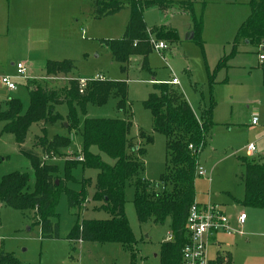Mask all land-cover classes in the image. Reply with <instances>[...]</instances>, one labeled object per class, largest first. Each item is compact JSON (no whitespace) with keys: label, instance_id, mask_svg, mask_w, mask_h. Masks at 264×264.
<instances>
[{"label":"rangeland","instance_id":"rangeland-1","mask_svg":"<svg viewBox=\"0 0 264 264\" xmlns=\"http://www.w3.org/2000/svg\"><path fill=\"white\" fill-rule=\"evenodd\" d=\"M123 1L127 8L120 14L97 21L93 20L90 0H0V104L5 109L9 99H19L23 112L29 107L26 80L17 78L16 65L19 63L27 68L26 78L56 91H65L70 79L80 83L81 80L89 82L104 76V79L126 82L133 113L130 137L146 145L141 177L160 190L159 183L166 167V138L154 133L151 144L140 141V131L152 132V116L143 101L153 92L154 83L177 79L179 84H170V87L189 103L198 119L212 102L215 104V126L199 158L206 176L196 177V200L222 204L228 215L237 216L244 212L249 222L246 232H240L242 236L220 235L219 240L226 244L234 237L249 238L251 244L243 242L239 249H232L234 257L250 264H264V209L243 204L245 168L240 160L247 155L246 151H236L241 145L244 147L256 140L255 131L251 128L253 117L258 118L259 128L264 125L263 70L259 63V55L264 53L240 40L238 51L233 54L237 31L249 17L251 0H171L193 2L194 16L202 25V46L189 38L191 33L194 34L190 13H181L177 7L166 15L159 9H148L144 15L147 28L166 24L176 31L177 41H162L167 45L162 53L152 49L146 67L142 56L131 57L124 71L101 43L123 36L130 17L129 3L134 0ZM80 27L87 31L85 39H82L83 29ZM151 38L154 39L153 36ZM224 59V64L219 65ZM64 60L75 63V69L69 75L46 77L44 66L47 61ZM2 77L14 80L16 90L9 91L2 85ZM56 111L66 119L68 106L59 105ZM86 118L124 119L125 116L117 110V99L111 98L106 105H89L84 115L79 114L77 132L65 128V122L47 125L44 133L49 139L59 135L68 138L70 144L63 151L65 155L50 160L42 158L47 163L57 164L58 176L70 190L80 193L84 189L85 202L71 209L66 194L62 192L55 207L60 239H43L40 227L32 225V214L27 217L22 212L1 206L0 249L12 255L14 264H161V248L172 238L171 220L167 219L163 224L139 223L134 204L135 191L130 183L126 185L125 215L137 242L135 256L119 243L74 244L69 239L79 218H109L94 200L96 169L83 168L79 164L71 171L73 180H66L64 161L81 156L82 127ZM4 125L5 122L1 121L0 155L4 160L0 163V182L11 173H27L30 177L29 191L32 192L35 178L31 161L19 152L15 137L3 132ZM41 129L38 124L31 126L24 144L26 148H32L36 136L44 135ZM92 152L98 153L95 148ZM101 157L109 164L114 163L104 154ZM256 160L264 162V157ZM207 255L210 259L215 258L213 244L208 247Z\"/></svg>","mask_w":264,"mask_h":264},{"label":"trees","instance_id":"trees-1","mask_svg":"<svg viewBox=\"0 0 264 264\" xmlns=\"http://www.w3.org/2000/svg\"><path fill=\"white\" fill-rule=\"evenodd\" d=\"M91 1L93 18L96 20L114 16L127 8V3L123 0ZM129 5L130 17L123 37L101 41L123 71L127 69L133 56H142L146 67L147 57L153 49L151 36L166 43L177 41V33L172 29L155 26L148 30L144 13L150 8L168 13L177 6L190 13L193 19V41L202 46L200 37L202 25L194 16L193 2L134 0ZM249 6L250 14L237 31L233 54L238 51L240 40H247L249 45L261 51L264 49V0H251ZM224 62L225 59L219 65H223ZM74 64L72 60L47 61L44 72L46 77L67 76L75 69ZM24 84L29 95L28 109L23 112V104L19 99H9L5 109L0 104V122H5L3 132L15 137L19 152L30 159L35 185L33 191H29L30 177L27 173L14 172L4 176L0 182V204L22 212L27 217L32 214L34 222L32 225L40 227L43 239H60V227L55 219V207L60 195L62 192L66 194L71 209L83 204L86 197L84 189L76 193L67 187V183L58 176L57 164L42 160L65 155L63 151L70 144L68 138L59 135L49 139L44 133L45 128L49 124L65 122L70 132H77L79 114L84 115L89 105L104 106L111 98H116L117 110L125 118H86L82 127L83 149L80 156L82 160L76 158L64 161L66 180H73L71 171L79 164L83 168L98 171L94 200L100 204L99 209L104 210L109 218L105 220L79 218L68 237L74 244L119 243L128 253L135 256L137 242L125 215L126 185L130 183L135 191L134 204L139 223L151 221L163 224L167 219L171 220L172 238L161 248V264H183L181 252L188 242L185 223L189 210L195 203V180L197 166L200 164L199 158L208 145L215 126L213 121L215 104L212 102L210 108L204 110L198 119L189 103L170 87L172 84H153V92L143 101L152 116V132L140 131L139 137L140 141L148 144L153 141L154 133L166 138V167L159 183L161 189L156 190L155 185L141 177L146 145L135 142L130 137L133 113L128 101L126 82L94 79L87 82L81 90L77 80L70 79L65 91L51 90L31 79H27ZM62 104L68 106L66 119L56 111V107ZM35 124L41 125L44 135L36 136L32 148L28 149L24 144L28 131ZM93 148L98 151L97 154L92 152ZM101 154L106 155L114 163L103 161ZM3 160L0 155V163ZM240 161L245 168L242 177L243 204L264 209V162L248 157L241 158ZM0 264H14L12 255L3 249H0ZM210 264H231V261L228 256L220 254Z\"/></svg>","mask_w":264,"mask_h":264},{"label":"built area","instance_id":"built-area-1","mask_svg":"<svg viewBox=\"0 0 264 264\" xmlns=\"http://www.w3.org/2000/svg\"><path fill=\"white\" fill-rule=\"evenodd\" d=\"M151 44L153 49L159 53L167 49V45L163 42H157L155 39L151 38ZM261 63L264 62V54L260 55ZM17 78L27 80L26 72L27 68L25 65L19 63L16 65ZM95 80H104L103 77H96ZM88 81L81 80L79 85L80 89H84ZM1 83L9 91L16 90V82L10 77H2ZM172 85H178L179 81L173 79L171 81ZM258 119L254 118L252 124L256 125ZM192 148V147H190ZM256 153V147L254 144H249L247 147V157L253 158ZM82 160V158H78ZM196 175L200 177L206 176L205 168L198 164ZM246 220L245 213L241 214L238 218L240 224H244ZM185 230L187 234L188 242L182 249V263L183 264H210V259L207 255L209 241L212 236L217 233H227L231 234L233 231L230 225V218L226 215L224 210L219 204L216 203H206L198 204L194 203L188 213ZM171 240V239H170Z\"/></svg>","mask_w":264,"mask_h":264},{"label":"crops","instance_id":"crops-1","mask_svg":"<svg viewBox=\"0 0 264 264\" xmlns=\"http://www.w3.org/2000/svg\"><path fill=\"white\" fill-rule=\"evenodd\" d=\"M91 1V0H90ZM167 1V0H166ZM170 2H174V3H179V2H175V1H171L170 0ZM197 3V2H196ZM250 5V4H249ZM90 7H91V14L93 13V9H92V1H91V5H90ZM175 7H177V6H175ZM174 7V8H175ZM178 8V7H177ZM150 9H152V8H150ZM149 9V10H150ZM155 9H157V8H155ZM179 10V12H181V13H184V11L182 10V9H180V8H178ZM147 11V10H146ZM146 11H145V13H146ZM161 11V10H160ZM122 12V11H121ZM120 12V13H121ZM120 13H118V14H120ZM145 13H144V15H145ZM161 13L162 14H164V15H166V13L165 12H163V11H161ZM186 13H188V12H186ZM118 14H116V15H118ZM185 14V13H184ZM116 15H114V16H116ZM92 16H93V14H92ZM110 17H112V16H110ZM107 18H109V17H107ZM104 19V18H103ZM93 20H96V19H93ZM98 21V20H97ZM129 21V20H128ZM127 24H128V22H127ZM76 27H77V25H75ZM127 26V25H126ZM159 26H163V27H166V28H169V27H167L166 26V24H160ZM126 28V27H125ZM153 28V27H152ZM80 29H83V31H82V33L81 34H83L82 35V39H85L86 38V36H87V31L86 30H84L85 28H83V27H80ZM169 29H172V28H169ZM149 30V29H148ZM172 30H174V29H172ZM192 30V25L190 26V31ZM80 31V30H79ZM85 31H86V34H85ZM175 31V30H174ZM124 32H125V30H124ZM124 34V33H123ZM123 37V36H122ZM121 37V38H122ZM190 40H193V38H194V34L193 33H191L190 34ZM117 39H120V38H117ZM160 42H162V41H160ZM164 43V42H163ZM245 43L247 44V45H249V42L246 40L245 41ZM166 44V43H165ZM262 53H264V49H262ZM261 55V54H260ZM260 55H259V63L262 65L263 63H261V61H260ZM12 65H14V64H12ZM263 67H264V64L262 65V70H263ZM100 75V74H99ZM103 78H104V76H103ZM173 80V79H172ZM171 80V81H172ZM171 81H168V84H171ZM263 85H264V83H263ZM194 112V111H193ZM254 118H257V117H253V119ZM252 119V120H253ZM258 119V118H257ZM66 126H65V128H67V124H65ZM258 125H259V120H258V123L256 124V125H253L252 124V122H251V128L255 131V132H253L254 133V139H256V140H254V141H250V142H248L247 144H246V146H240V147H238V148H236V151H246V155H247V150H246V147H247V145H249V144H254L255 145V147H256V153H255V156L253 157L255 160H256V158L257 157H264V125L263 126H261L260 128L258 127ZM257 127L259 128V131H258V129H257ZM243 147V148H242ZM243 158H245V157H243ZM200 201V200H199ZM199 201H197L196 200V198H195V202L196 203H198V204H206V203H215V202H211V201H207V202H199ZM218 204V203H217ZM220 206H222V204H219ZM1 206H3V205H1ZM0 206V207H1ZM222 209L224 210V212L226 213V215L230 218V225H231V229H232V233L231 234H227V233H217V234H215L214 236H212L211 237V239H210V241H209V245H208V247L210 246V244H213L214 246H215V250H216V255H215V258L214 259H210L209 257V259H210V262H213V261H215L216 259H217V257H218V255H223V256H228L229 257V259H230V261H231V264H250V262L249 261H246V260H241V259H239L238 257H234V254L232 253V249H239L240 247H241V245H242V243L244 242V243H246V244H251V242H250V239L248 238L247 240L245 239H243V237H234L233 238V241H228L226 244L222 241H220L219 240V236L220 235H222V236H226V237H232V236H242L243 234H239L240 232L242 233V232H246V229H247V227L249 226V222L247 221L248 219L246 218V220H245V222H244V224H240L239 223V221H238V218L240 217V215L241 214H243L244 212H241L239 215H237V216H234V215H228V213H227V211H226V209H225V207L223 206L222 207ZM238 232V233H237ZM250 236H251V234H250ZM249 236V237H250ZM246 241V242H245ZM225 244V247L223 246ZM228 260V258L226 257L225 258V261H227Z\"/></svg>","mask_w":264,"mask_h":264},{"label":"water","instance_id":"water-1","mask_svg":"<svg viewBox=\"0 0 264 264\" xmlns=\"http://www.w3.org/2000/svg\"><path fill=\"white\" fill-rule=\"evenodd\" d=\"M65 126H66V125H65ZM58 183H59V181L57 180V181H56V185H58ZM1 205H2V204H0V206H1Z\"/></svg>","mask_w":264,"mask_h":264}]
</instances>
